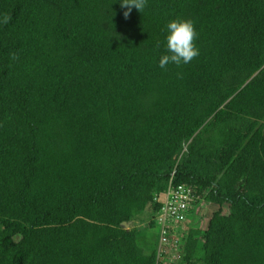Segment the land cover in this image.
<instances>
[{"label":"trees","instance_id":"1","mask_svg":"<svg viewBox=\"0 0 264 264\" xmlns=\"http://www.w3.org/2000/svg\"><path fill=\"white\" fill-rule=\"evenodd\" d=\"M125 10L0 0V264H165L179 227L173 264H264V0ZM174 18L199 55L161 69ZM179 186L192 199L165 242ZM150 206L147 250L122 222Z\"/></svg>","mask_w":264,"mask_h":264},{"label":"clouds","instance_id":"2","mask_svg":"<svg viewBox=\"0 0 264 264\" xmlns=\"http://www.w3.org/2000/svg\"><path fill=\"white\" fill-rule=\"evenodd\" d=\"M113 2V0H112ZM121 7L125 8L124 16L127 18L133 7L141 12L147 0H119ZM4 17L3 22L7 23ZM196 31L191 20L174 18L167 22L165 28L166 53L159 58V67L165 69L169 64L177 66L190 63L199 55V50L194 44Z\"/></svg>","mask_w":264,"mask_h":264},{"label":"rangeland","instance_id":"3","mask_svg":"<svg viewBox=\"0 0 264 264\" xmlns=\"http://www.w3.org/2000/svg\"><path fill=\"white\" fill-rule=\"evenodd\" d=\"M200 208L201 209L199 210L200 211L199 213L202 214V216L205 217V219L207 220V218L211 216L213 211L217 209V205L209 204V203L202 201L200 204ZM224 211L227 213L228 211L227 206L224 208ZM155 217H156V213L153 212L150 206L147 208L144 216L132 222H129V226H128V228L137 226V228L142 233L141 237H143L145 242H147V245H148V247L146 246L147 250H151L154 243L158 241L160 227L159 225H155L154 227H148L146 226L144 222L147 220H151L152 218H155ZM184 230H185L184 227L182 228L179 227L173 231L174 237L168 241L169 243L165 247V257H166L165 264H173L174 262L180 260V253H179L180 236L184 233Z\"/></svg>","mask_w":264,"mask_h":264},{"label":"built area","instance_id":"4","mask_svg":"<svg viewBox=\"0 0 264 264\" xmlns=\"http://www.w3.org/2000/svg\"><path fill=\"white\" fill-rule=\"evenodd\" d=\"M168 200L165 205L161 209L159 213V221L163 224L162 229V241H168L166 237V233L168 229L166 224H168L169 219H173L175 223L184 218L183 213L188 209L190 197L186 192H184V188L179 186L177 189H170L168 193Z\"/></svg>","mask_w":264,"mask_h":264},{"label":"water","instance_id":"5","mask_svg":"<svg viewBox=\"0 0 264 264\" xmlns=\"http://www.w3.org/2000/svg\"><path fill=\"white\" fill-rule=\"evenodd\" d=\"M122 225H123L125 228H128V226H129V222L124 221V222H122Z\"/></svg>","mask_w":264,"mask_h":264}]
</instances>
